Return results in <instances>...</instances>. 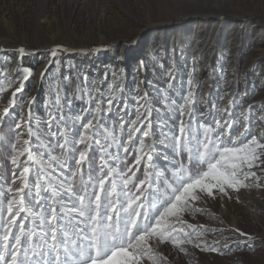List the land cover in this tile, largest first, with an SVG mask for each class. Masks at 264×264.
I'll use <instances>...</instances> for the list:
<instances>
[{"label":"rangeland","instance_id":"rangeland-1","mask_svg":"<svg viewBox=\"0 0 264 264\" xmlns=\"http://www.w3.org/2000/svg\"><path fill=\"white\" fill-rule=\"evenodd\" d=\"M242 5L239 0H0V44L10 47L1 50L0 74L7 81L13 46L25 48V63L33 73L0 122V192L7 193L20 183L19 179L13 183V172L18 177L20 169L10 161L11 145L18 133H27L31 127L35 135L25 134L23 139L29 140L31 151L38 157L47 160L51 154L70 161V153L57 148L63 142L59 134L78 139L83 132L81 125L92 119L97 105L102 108V128L115 131L121 143L127 138L128 122L145 109L151 112L149 131L154 143L149 154L166 175L174 164L186 160V154L175 150L173 143L181 120L201 131L203 127L215 128L217 120L222 124L227 121L239 131L250 129L258 139L264 136V0ZM204 12L209 14H198ZM236 12L244 14L233 16ZM45 45H62L69 51L60 50L48 60L49 52L42 51ZM102 45L110 47L100 53L90 51ZM39 48L41 51H35ZM41 62L48 63L38 74ZM114 88L120 91L113 92ZM189 92L193 93L192 102L185 105ZM80 96L86 107L78 106ZM109 98H113L110 109ZM12 99L9 91L0 95V110ZM21 117L26 125L16 129ZM259 125L262 128L258 129ZM144 130L141 127L135 134L130 153L121 150L116 161L108 156L117 153L111 137L104 139L107 133L96 135L100 146L92 142L88 149V163L94 167L89 170L87 164L84 166V180L89 174L93 179L99 174L95 166L102 152L110 167L118 171L132 167L135 179L142 178L145 162L134 166L139 153L132 148H139ZM75 150L78 154L84 145L77 143ZM58 163L53 165L52 175L63 171L65 182L79 194L81 176L70 177L68 168L61 169ZM27 166L31 184L38 165L29 162ZM71 168L76 171L74 164ZM254 170L261 175L259 169ZM43 188L42 183L41 197L46 195ZM247 191L255 201L252 205L242 199ZM70 194L61 192L60 199L74 204ZM236 195L233 193L231 200L209 198L200 205L206 209L204 213L184 217L189 223L204 225L208 245L219 251L189 245L185 255L162 245L160 251L170 264H264V188L241 189L239 200ZM235 229L253 237L252 248ZM225 241L228 245L222 249Z\"/></svg>","mask_w":264,"mask_h":264},{"label":"snow or ice","instance_id":"snow-or-ice-1","mask_svg":"<svg viewBox=\"0 0 264 264\" xmlns=\"http://www.w3.org/2000/svg\"><path fill=\"white\" fill-rule=\"evenodd\" d=\"M107 47L110 46L102 45L90 51L100 53ZM60 50L69 51L57 45L51 55L55 57ZM18 51L24 54L25 49L21 47ZM47 71L45 68L44 72ZM32 74L31 69L24 68L15 80L0 84V95L14 87L9 106L0 110V122L15 104L14 98L22 91L23 82ZM116 91L120 89L114 88L113 92ZM192 96L189 92L185 105L192 102ZM113 98L107 100L109 109ZM141 108H144L143 104ZM101 112L102 108L97 105L92 119L81 125L83 132L76 140L60 132L63 142L57 148L70 153V161L51 154L47 160L38 157L31 151L29 140L23 139L25 134L35 135L31 127L27 128V133H18L11 145L10 161L20 169L18 177L13 172V183L16 179L20 183L15 188L10 187L7 193L0 192V264H145V261L170 264L168 256L160 251L162 245H170L185 255L189 254V245L202 251L218 252L219 249L209 246L205 239L206 227L189 223L184 217L204 213L206 209L200 205L209 198L231 200L235 193L239 200L241 189L264 188L261 183L264 179V136L258 139L250 129L239 131L231 123L225 121L222 124L217 120L215 128L203 127L201 131L181 120L173 143L175 150L186 154V160L174 164L170 174L166 175L149 154L154 141L149 131L151 112L148 109L128 122L127 138L123 143L117 140L115 131L102 128ZM22 125L26 122L21 117L15 128L21 129ZM141 127L145 130L138 141L139 148L133 146L132 150L139 153L134 166L145 162L142 178L135 179L132 167L127 171L110 167L102 152L100 163L95 166L99 168V174L95 179L89 174L87 181L84 180V166L87 164L89 170L94 167L88 163V149L92 142L100 146L96 135L107 133L103 138L111 137L117 153H108V156L116 161L120 159L121 150L126 155L130 153L129 146ZM119 128L124 130L123 121ZM77 143L84 145V150L78 154ZM25 156L26 159L21 161L20 158ZM57 161V167L68 168L70 177L81 176L79 194L73 193L72 184L65 182L63 171L52 175ZM29 162L38 165L31 184ZM71 164L76 166L75 172ZM254 169H259L261 175ZM42 183L45 197L40 196ZM61 192L71 193L68 198L74 199L75 203L69 205L58 199ZM234 231L246 237L248 247L252 248L253 237L240 229Z\"/></svg>","mask_w":264,"mask_h":264},{"label":"bare ground","instance_id":"bare-ground-1","mask_svg":"<svg viewBox=\"0 0 264 264\" xmlns=\"http://www.w3.org/2000/svg\"><path fill=\"white\" fill-rule=\"evenodd\" d=\"M242 1V2H241ZM258 1H261V0H239V3H243V5L242 6H244V7H247L248 5H253L254 3H255V5L256 4H258ZM41 5V7L42 8H45V4H40ZM40 5L38 6V7H40ZM106 8L105 9H102V11L104 12V15L107 13L106 12ZM215 12V11H214ZM220 13H227V12H220ZM220 13H218V14H220ZM198 14H200V15H205V14H209V13H198ZM227 14H229V13H227ZM233 14V13H232ZM244 13H240L239 14V12H236V15H234L233 14V16H241V15H243ZM253 14H256V13H253ZM230 15V14H229ZM256 15H258V14H256ZM107 16V15H106ZM259 16V15H258ZM20 46V45H19ZM55 46H57V45H45V48L42 50V51H47V52H49L48 54H47V56H48V60H51V59H53L54 57L53 56H51V50L53 49V48H55ZM8 47V44H0V63H1V58H2V52H1V50H6V48ZM21 47H23V46H20V47H17V46H13V48H11L13 51L10 53L11 54V59H10V66H11V71H10V74H9V76L7 77V81H5L4 79H5V75H3V74H0V81H2V82H8V80H15L19 75H21L22 74V70L24 69V68H29V69H31L30 67H28L27 65H26V63H25V59H26V57H27V55H24V54H20L19 53V51H18V49L19 48H21ZM8 48H10V47H8ZM24 48V47H23ZM25 49V48H24ZM35 51H41V49L39 48V49H35ZM60 51H58L57 52V54L59 53ZM56 54V55H57ZM47 59V58H46ZM47 60V61H48ZM75 60H76V57H75ZM76 62H80V60H76ZM47 63L48 62H41L40 63V65H39V68H38V70H37V72H38V74H39V72L41 71V67H43V66H45V65H47ZM24 64V66L23 67H21V65H23ZM37 74V75H38ZM78 74V76L80 75L79 73H77ZM24 83V82H23ZM14 90V87H13V89H9L8 91L11 93L12 91ZM260 94V93H259ZM11 98V97H10ZM78 106L79 107H86L87 106V104H86V101L82 98V96H80L79 97V100H78ZM262 125H264V124H262ZM259 128H262V126L261 125H259L258 126V129ZM248 193H249V191H247V192H245V193H243L242 194V199H244V200H247V202H248V204H250V205H252V204H254L255 203V201L254 200H252V199H250L249 198V196H248ZM70 196H72L71 194H70ZM69 196V197H70ZM255 197H257V195H255ZM58 199H60V196L58 197ZM71 200V199H70ZM72 200H74V199H72ZM261 204V203H260ZM228 241V240H227ZM227 245H228V243L225 241V242H222L221 243V248L222 249H225L226 247H227Z\"/></svg>","mask_w":264,"mask_h":264}]
</instances>
